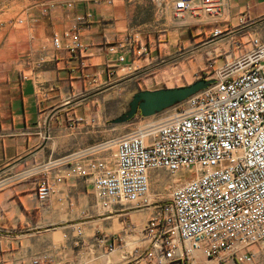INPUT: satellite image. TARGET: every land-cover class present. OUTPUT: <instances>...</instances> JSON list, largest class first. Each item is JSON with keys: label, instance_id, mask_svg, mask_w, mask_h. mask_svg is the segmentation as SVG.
Returning <instances> with one entry per match:
<instances>
[{"label": "crops", "instance_id": "obj_1", "mask_svg": "<svg viewBox=\"0 0 264 264\" xmlns=\"http://www.w3.org/2000/svg\"><path fill=\"white\" fill-rule=\"evenodd\" d=\"M224 1L223 18L236 22L240 14L247 13L254 22L264 16V0ZM152 2L153 17H144ZM152 2L80 0L73 9L62 3L46 14L40 10L28 13L20 26L5 31L0 43V170L17 169L31 159L44 162L52 156L64 157L102 142V125L89 97L127 79L140 65L169 57L175 46L170 44L168 30L174 20L171 7L161 10L158 0ZM86 13L94 19L79 35L88 48L72 54L68 48L76 17ZM151 18L153 25L164 28L160 38L149 34ZM134 32L140 39L135 51H149L144 59L118 48ZM55 39L61 48L55 47ZM183 85H147L142 90ZM46 133V147L13 166L38 150ZM95 154L92 157L107 156L102 151ZM63 174L64 180L54 183L55 192L46 201L38 198L37 178L16 180L0 189V264H33L37 259L46 264H148L131 254L145 248L143 230L155 209L106 210L90 178ZM250 250L259 253L256 247ZM211 263L201 254L194 256L193 264Z\"/></svg>", "mask_w": 264, "mask_h": 264}, {"label": "built area", "instance_id": "obj_2", "mask_svg": "<svg viewBox=\"0 0 264 264\" xmlns=\"http://www.w3.org/2000/svg\"><path fill=\"white\" fill-rule=\"evenodd\" d=\"M79 1L66 0V8H75ZM158 2L171 7L174 19L185 26L189 18L201 16L217 22L225 7L224 0ZM93 19L91 13L76 17L68 48L72 54L88 48L79 30ZM248 19L241 14L234 30L217 28L212 40L240 34ZM139 40L137 34H128L118 48L143 56V48L135 51ZM249 40L250 48L236 44V55L227 54L216 76L201 77L215 80L209 88L120 138L52 156L12 181L0 179V189L37 178L38 198L46 201L69 172L92 180L106 210L159 209L144 227L145 248L135 249L133 258L148 264H193L201 254L211 264H256L257 259L264 264V257H257L264 253V42L254 35ZM54 45L61 48L58 39ZM98 151L107 156L92 157ZM153 172L172 179L164 201L150 200ZM249 247H258L259 253ZM33 264L46 263L37 259Z\"/></svg>", "mask_w": 264, "mask_h": 264}, {"label": "rangeland", "instance_id": "obj_3", "mask_svg": "<svg viewBox=\"0 0 264 264\" xmlns=\"http://www.w3.org/2000/svg\"><path fill=\"white\" fill-rule=\"evenodd\" d=\"M65 1L66 0H0V43L5 31L14 25L20 26L26 19L28 13L36 10L44 11L45 8L49 9V11L54 10L52 6L57 7L62 5V3L65 5ZM147 1L152 2V0ZM153 5V2L148 3V11H144V17L148 15L153 17L155 13ZM164 8L168 7H162L161 10ZM140 15L142 16V12H140ZM263 19L264 16L258 18L254 22L248 19L249 25ZM238 20L239 17L235 22L230 18H223V15H221L217 22H215L210 18L201 16L198 19L189 18L191 23L185 26L174 19L171 27L168 28L170 36L173 38L170 39V44L175 43V46L170 51L169 57L158 58L149 64H142L137 68V71H132V74L129 75L132 77L139 74L138 77L132 78L121 84L113 83L110 85L113 87L89 97L94 101L92 104V112L100 119L102 125L100 127V131L102 132L100 142L120 138L129 133L132 129L153 120L151 117L144 118L137 116L127 123H113V120L129 109V104L134 93L142 90V88H146L147 85L153 86V88L166 85L174 86L185 84L183 86H186L189 85L188 83L191 84L202 79L201 77L216 76V71L227 61V54L232 52L236 55L237 43H242L245 48H250L251 41L249 38L253 35L258 37L261 42H264V22L249 29L244 30L243 28L240 34H235L236 36L233 35L223 40H212L213 33L217 28L223 31L228 29L234 30L238 24ZM150 21L152 28L149 34L160 38L164 28H157L156 25H153V18H151ZM156 24L159 23L157 22ZM195 26L200 28L195 29ZM132 34H136V32ZM148 52L149 51L144 48V54L140 58L144 59L148 57ZM129 76L128 78H130ZM155 78H157L158 82L150 83V80H154ZM37 164H39L38 161L31 159L29 162L23 163L17 169H11L12 171L10 169L6 170L0 175V179L9 181L17 179L27 169ZM171 181V177L163 172L152 173V178L150 180L151 194L149 193V195L154 197L153 201H159L160 199L164 201L168 198ZM151 207L155 209V212L159 211L157 207ZM251 248L252 247H249L248 250ZM262 262L263 260L257 259L256 264H262Z\"/></svg>", "mask_w": 264, "mask_h": 264}, {"label": "water", "instance_id": "obj_4", "mask_svg": "<svg viewBox=\"0 0 264 264\" xmlns=\"http://www.w3.org/2000/svg\"><path fill=\"white\" fill-rule=\"evenodd\" d=\"M262 22H264V19L247 26L246 28H244V30L257 26ZM138 75L139 74L134 75L130 78H127L119 82L118 84L127 82L131 80L132 78L138 77ZM214 83H215L214 79L212 80L200 79L186 86L162 88V89H157V90H140L134 93L132 100L129 104V109L125 113H123L121 116L113 120V123L115 124L127 123L139 115L144 118H150V117L156 116L178 104L183 103L184 101L188 100L194 95L209 88ZM111 87L113 86L103 88L95 92L94 94L102 93ZM73 104L74 103L71 102L67 105H64L58 108L53 114ZM51 117L49 118V120L51 119ZM48 139H49V134L46 133L45 140L41 144V146L38 148V150L31 152L30 154L19 159L15 164H13V166L28 160L29 158L33 157L37 152H39L40 150H43L48 143ZM8 169L9 168H4L0 170V174H2Z\"/></svg>", "mask_w": 264, "mask_h": 264}, {"label": "bare ground", "instance_id": "obj_5", "mask_svg": "<svg viewBox=\"0 0 264 264\" xmlns=\"http://www.w3.org/2000/svg\"><path fill=\"white\" fill-rule=\"evenodd\" d=\"M151 194V193H150ZM151 196V197H150ZM150 197V200L153 201L154 200V197H152V195H149Z\"/></svg>", "mask_w": 264, "mask_h": 264}, {"label": "trees", "instance_id": "obj_6", "mask_svg": "<svg viewBox=\"0 0 264 264\" xmlns=\"http://www.w3.org/2000/svg\"><path fill=\"white\" fill-rule=\"evenodd\" d=\"M140 116V115H139ZM140 117H142V116H140Z\"/></svg>", "mask_w": 264, "mask_h": 264}]
</instances>
